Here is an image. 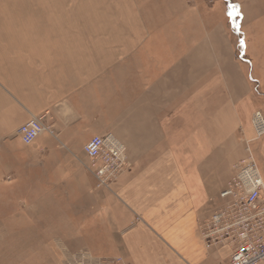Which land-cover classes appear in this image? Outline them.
<instances>
[{
    "label": "crops",
    "instance_id": "obj_1",
    "mask_svg": "<svg viewBox=\"0 0 264 264\" xmlns=\"http://www.w3.org/2000/svg\"><path fill=\"white\" fill-rule=\"evenodd\" d=\"M102 28L100 21L0 20V173L45 172L49 188L74 190L76 213L63 214L62 232L48 235L93 238L94 246L83 245L92 264L226 263L228 246L206 244L199 221L222 203L219 193L245 154L230 157L223 142L215 148L212 108L200 119L181 118L182 94L196 90L197 39L178 36L175 27L120 39L85 31ZM32 118L45 130L24 144L16 131ZM106 133L124 143L128 166L101 187L84 146ZM221 170L213 194L205 177ZM21 202L14 200L17 207ZM14 219V235L32 236L24 231L26 218Z\"/></svg>",
    "mask_w": 264,
    "mask_h": 264
},
{
    "label": "rangeland",
    "instance_id": "obj_2",
    "mask_svg": "<svg viewBox=\"0 0 264 264\" xmlns=\"http://www.w3.org/2000/svg\"><path fill=\"white\" fill-rule=\"evenodd\" d=\"M263 5L264 0H0V20L70 26L100 21L106 28L87 29V35L96 32L118 39L140 32L157 35L175 27L178 36L197 39L196 90L182 94L187 108L182 109L181 118L200 119L206 108H212L217 113L211 126L215 148L223 142L230 157L236 152L245 154L242 158L252 155L264 181V134L258 136L254 130L251 138L247 129L253 110L264 113V13L255 12ZM111 22L115 23L108 28ZM189 102L196 107L189 108ZM179 126L183 132L192 127ZM224 176V170L207 174L205 189L215 194ZM0 181L6 183L0 190V197L5 196L0 205V264H78L77 253L94 246L93 238L48 235L51 230L62 232L63 214L76 213L78 195L74 190L49 188L45 172L0 173ZM86 182L92 185L90 175ZM19 199L22 202L17 207L14 200ZM17 215L26 218L23 229H31L32 236L14 235ZM85 253L83 264H92L91 254Z\"/></svg>",
    "mask_w": 264,
    "mask_h": 264
},
{
    "label": "built area",
    "instance_id": "obj_3",
    "mask_svg": "<svg viewBox=\"0 0 264 264\" xmlns=\"http://www.w3.org/2000/svg\"><path fill=\"white\" fill-rule=\"evenodd\" d=\"M255 133L264 134V113L254 112ZM45 130L40 118L18 127L24 144L32 143ZM88 168L97 185L108 187L128 166L126 146L114 134L93 136L84 146ZM219 196L222 203L199 221V231L208 245H227L229 260L223 264H264V181L252 155L241 158ZM75 257L83 264L86 253Z\"/></svg>",
    "mask_w": 264,
    "mask_h": 264
}]
</instances>
